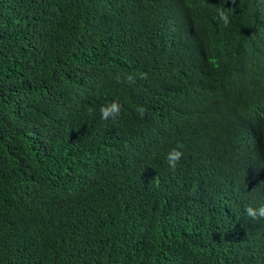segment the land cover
Returning a JSON list of instances; mask_svg holds the SVG:
<instances>
[{
	"label": "trees",
	"instance_id": "obj_1",
	"mask_svg": "<svg viewBox=\"0 0 264 264\" xmlns=\"http://www.w3.org/2000/svg\"><path fill=\"white\" fill-rule=\"evenodd\" d=\"M262 204L264 0H0V264H264Z\"/></svg>",
	"mask_w": 264,
	"mask_h": 264
},
{
	"label": "clouds",
	"instance_id": "obj_2",
	"mask_svg": "<svg viewBox=\"0 0 264 264\" xmlns=\"http://www.w3.org/2000/svg\"><path fill=\"white\" fill-rule=\"evenodd\" d=\"M195 4L188 5L189 7L194 6ZM217 15L220 21L223 22V30L230 36H234L233 24H230V18L226 11L220 9L217 10ZM117 82H120L119 75L116 76ZM128 82H134V77L129 74L127 76ZM122 105L114 100L108 104L102 105L99 109L101 118L103 120H115L121 114ZM136 112L141 119L144 118L146 113V109L142 106H138L136 108ZM183 145H178L177 147L172 148L166 155V162L169 167L174 171L181 159L183 158L184 153L180 150ZM245 215L250 218L252 221H257L258 219H264V204L260 205L259 207L247 206L245 208Z\"/></svg>",
	"mask_w": 264,
	"mask_h": 264
}]
</instances>
